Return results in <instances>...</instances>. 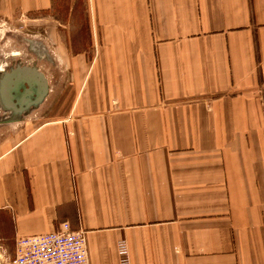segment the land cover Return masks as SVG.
Listing matches in <instances>:
<instances>
[{"label": "crops", "instance_id": "1", "mask_svg": "<svg viewBox=\"0 0 264 264\" xmlns=\"http://www.w3.org/2000/svg\"><path fill=\"white\" fill-rule=\"evenodd\" d=\"M43 13L70 99L0 146V242L68 222L90 264H264V0H0Z\"/></svg>", "mask_w": 264, "mask_h": 264}, {"label": "rangeland", "instance_id": "2", "mask_svg": "<svg viewBox=\"0 0 264 264\" xmlns=\"http://www.w3.org/2000/svg\"><path fill=\"white\" fill-rule=\"evenodd\" d=\"M49 25L47 13L34 20L27 15L13 19L0 18V77L5 71L17 66H33L45 74L47 81L50 80L55 89L47 92L40 105L18 115L0 103V146H6L14 137L17 126H21L25 121H33L35 124L45 121L47 117L54 116L55 102L62 106L65 99H70L69 90L65 92L67 79L62 75L64 58L60 52L64 49L51 40ZM54 70L59 75L54 76ZM22 92L23 90L18 95ZM14 257V244L11 242L6 245L0 242V264H12Z\"/></svg>", "mask_w": 264, "mask_h": 264}, {"label": "built area", "instance_id": "3", "mask_svg": "<svg viewBox=\"0 0 264 264\" xmlns=\"http://www.w3.org/2000/svg\"><path fill=\"white\" fill-rule=\"evenodd\" d=\"M119 248L122 264H130L126 242ZM12 264H90L85 231L64 222L59 231L20 237Z\"/></svg>", "mask_w": 264, "mask_h": 264}, {"label": "water", "instance_id": "4", "mask_svg": "<svg viewBox=\"0 0 264 264\" xmlns=\"http://www.w3.org/2000/svg\"><path fill=\"white\" fill-rule=\"evenodd\" d=\"M47 92L44 73L33 66H17L0 77V103L16 115L39 105Z\"/></svg>", "mask_w": 264, "mask_h": 264}]
</instances>
